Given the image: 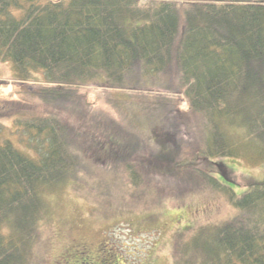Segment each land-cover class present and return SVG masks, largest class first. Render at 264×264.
<instances>
[{
    "label": "trees",
    "instance_id": "obj_1",
    "mask_svg": "<svg viewBox=\"0 0 264 264\" xmlns=\"http://www.w3.org/2000/svg\"><path fill=\"white\" fill-rule=\"evenodd\" d=\"M0 62L41 78L50 107L15 118L8 136L0 125V264H26L48 195L87 193L96 209L109 194L96 163L123 168L134 189L187 171L226 193L237 215L177 245L176 264H264V175L237 192L223 161L262 162L264 173V0H0ZM90 85L112 94L126 124L61 118L89 111L78 92ZM182 100L199 121L192 153L174 119Z\"/></svg>",
    "mask_w": 264,
    "mask_h": 264
},
{
    "label": "rangeland",
    "instance_id": "obj_2",
    "mask_svg": "<svg viewBox=\"0 0 264 264\" xmlns=\"http://www.w3.org/2000/svg\"><path fill=\"white\" fill-rule=\"evenodd\" d=\"M138 1L144 6L149 0ZM45 87L41 78L17 79L11 65L0 62V125L5 129L4 136L15 130V118L43 115L49 110L40 97ZM78 93L85 94L88 112L57 110L72 126L94 124L92 116H97L96 119L109 116L122 125L127 123L126 112L110 99L109 91L90 85L80 87ZM185 103L181 101L174 119L182 126L184 151L192 153L202 145V138L199 121L184 113ZM70 105L77 107L74 101ZM81 114L85 115L84 123ZM223 161L228 178L238 183L237 192L245 188L247 175L257 178L264 175L262 162L243 158ZM94 172L104 183V191L108 189V196L99 197L101 202H97L94 210L96 203L87 193L66 188L59 194L48 195L26 264H176L174 260L181 257L176 255L177 245L200 231L214 229L238 213L226 193L205 185L187 171L174 180H157L152 176L141 189L124 185L123 180L127 179L123 168L112 173L100 169L96 163ZM111 177L117 184L109 181ZM194 254L191 258L195 260Z\"/></svg>",
    "mask_w": 264,
    "mask_h": 264
}]
</instances>
